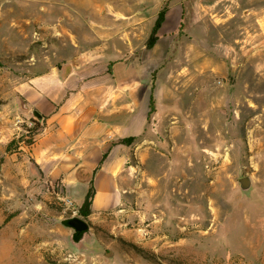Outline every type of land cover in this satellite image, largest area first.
Returning <instances> with one entry per match:
<instances>
[{
  "label": "rangeland",
  "instance_id": "obj_1",
  "mask_svg": "<svg viewBox=\"0 0 264 264\" xmlns=\"http://www.w3.org/2000/svg\"><path fill=\"white\" fill-rule=\"evenodd\" d=\"M198 1L147 49L173 0H0V264H264V0ZM96 48L150 73L157 99L134 163L157 248L117 239L127 252L117 259L67 249L58 221L77 207L29 156L38 127L14 109L16 78Z\"/></svg>",
  "mask_w": 264,
  "mask_h": 264
},
{
  "label": "crops",
  "instance_id": "obj_2",
  "mask_svg": "<svg viewBox=\"0 0 264 264\" xmlns=\"http://www.w3.org/2000/svg\"><path fill=\"white\" fill-rule=\"evenodd\" d=\"M198 3L173 0L161 29L171 15L175 25L182 17L191 20ZM143 72L144 68L137 70L125 60L106 59L105 52L96 48L81 52L65 65L13 81L15 111L18 101L26 105L18 118L32 119L38 127L27 148L29 156L51 182L61 184L78 211L92 190L86 220L116 259L127 254L117 239L138 248H157L156 238L145 225L144 192L134 179L135 160L144 161L148 152L144 137L152 115L150 97L157 108L156 97L148 95L150 73ZM204 74L197 70L194 80ZM129 138L134 139L130 145L122 143Z\"/></svg>",
  "mask_w": 264,
  "mask_h": 264
},
{
  "label": "water",
  "instance_id": "obj_3",
  "mask_svg": "<svg viewBox=\"0 0 264 264\" xmlns=\"http://www.w3.org/2000/svg\"><path fill=\"white\" fill-rule=\"evenodd\" d=\"M20 107L26 110V105L20 100ZM35 116V114L33 113ZM237 185L244 195H250L254 189V182L251 177L238 179ZM58 224L68 231L65 237L67 249L76 256L95 257L106 253L105 248L98 241L90 223L80 216L73 215L60 219Z\"/></svg>",
  "mask_w": 264,
  "mask_h": 264
},
{
  "label": "trees",
  "instance_id": "obj_4",
  "mask_svg": "<svg viewBox=\"0 0 264 264\" xmlns=\"http://www.w3.org/2000/svg\"><path fill=\"white\" fill-rule=\"evenodd\" d=\"M167 11H168V7L166 6L159 12L157 19L154 23V26L151 30V34L148 39L147 45H146L147 49H151L157 43L158 41L157 33L162 27ZM153 112H154L153 98L150 97V114ZM35 135H36L35 130L30 129L27 131V136L30 139V141L28 142V147L32 145V140L34 139L33 137ZM133 140H134L133 138H129V139L123 140L122 143L130 145L133 142ZM11 144L13 143L11 142L8 145V149L11 148ZM92 199H93V192L92 190H90V192L87 194L84 204L78 211V215L82 217L83 219H87L88 215L91 213L90 208H91Z\"/></svg>",
  "mask_w": 264,
  "mask_h": 264
},
{
  "label": "bare ground",
  "instance_id": "obj_5",
  "mask_svg": "<svg viewBox=\"0 0 264 264\" xmlns=\"http://www.w3.org/2000/svg\"><path fill=\"white\" fill-rule=\"evenodd\" d=\"M251 17V16H250ZM249 17V18H250ZM247 19V18H246ZM251 20V19H250ZM208 22V21H207ZM207 22H205V23H207ZM210 23V22H209ZM248 23H249V21H248ZM207 26V25H206ZM208 26H209V24H208ZM218 29H219V27H217ZM216 31H218V30H216ZM211 34H212V28H208V30H207V35H208V39H210V37H211ZM263 35V34H262ZM261 37V36H260ZM264 37V36H263ZM255 38V37H254ZM212 40V39H211ZM254 41H256V40H254ZM207 42H208V40H207ZM211 42V41H210ZM209 43V42H208ZM208 46H211V44L209 43V45ZM260 52V51H259ZM259 52H258V54L257 55H259ZM262 52H264V51H262ZM264 54V53H263ZM262 56V55H261ZM254 58H256V57H254Z\"/></svg>",
  "mask_w": 264,
  "mask_h": 264
},
{
  "label": "built area",
  "instance_id": "obj_6",
  "mask_svg": "<svg viewBox=\"0 0 264 264\" xmlns=\"http://www.w3.org/2000/svg\"><path fill=\"white\" fill-rule=\"evenodd\" d=\"M76 257H79V256H76Z\"/></svg>",
  "mask_w": 264,
  "mask_h": 264
}]
</instances>
